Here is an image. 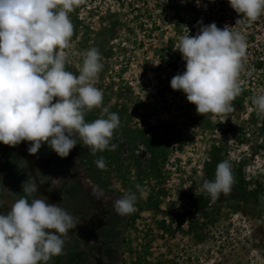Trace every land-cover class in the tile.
Returning <instances> with one entry per match:
<instances>
[{"label":"rangeland","instance_id":"374dc122","mask_svg":"<svg viewBox=\"0 0 264 264\" xmlns=\"http://www.w3.org/2000/svg\"><path fill=\"white\" fill-rule=\"evenodd\" d=\"M69 18L66 70L78 75L89 49L101 54L94 86L103 102L84 118L117 113L115 148L93 154L76 137L62 158L47 143L36 154L28 141L0 143V213L27 195L22 183L34 177L29 201L60 204L78 223L47 264H264V116L252 104L264 94V66L249 69L245 55L242 91L220 115L197 114L170 87L186 64L174 47L197 34L198 21L245 34L252 25L235 24L240 16L228 0H83ZM101 157L103 170L95 164ZM222 161L234 183L212 201L202 184ZM128 191L137 194L135 211L121 216L113 202ZM101 219L110 226L83 232Z\"/></svg>","mask_w":264,"mask_h":264},{"label":"clouds","instance_id":"9594fccd","mask_svg":"<svg viewBox=\"0 0 264 264\" xmlns=\"http://www.w3.org/2000/svg\"><path fill=\"white\" fill-rule=\"evenodd\" d=\"M81 3L83 0H0V143L31 142L30 154L47 143L62 158L77 145L76 137L93 154L114 150L110 141L120 124L118 114L104 108L106 118L92 122L84 118L103 102L102 91L94 86L103 68L101 54L96 48L89 49L78 75L66 70L63 49L73 36L69 13ZM195 3L200 6L201 0ZM228 3L240 16L235 24H251L264 14V0ZM198 23L197 34L181 37L174 47L186 64L182 73L171 78L170 87L182 91L197 114L231 112V102L242 91L246 34L219 28L215 22ZM252 104L256 114L264 116V94L254 96ZM95 164L101 170L106 167L102 157ZM233 183L230 163L222 161L214 179L204 180L202 191L215 201L221 193L229 194ZM38 184L34 177L31 184L23 182L27 195L17 199L6 214L0 213V264H47L62 255L64 238L78 224L60 204L35 198L29 201ZM136 201V192L128 191L113 202V208L126 216L135 211Z\"/></svg>","mask_w":264,"mask_h":264},{"label":"built area","instance_id":"2783aa9c","mask_svg":"<svg viewBox=\"0 0 264 264\" xmlns=\"http://www.w3.org/2000/svg\"><path fill=\"white\" fill-rule=\"evenodd\" d=\"M250 25V24H249ZM252 27L247 30L246 36V55L249 58L250 68L255 66H264V14H262L254 23H251ZM246 30V28H243Z\"/></svg>","mask_w":264,"mask_h":264},{"label":"flooded vegetation","instance_id":"af4514ba","mask_svg":"<svg viewBox=\"0 0 264 264\" xmlns=\"http://www.w3.org/2000/svg\"><path fill=\"white\" fill-rule=\"evenodd\" d=\"M91 226H92V227H90V229H91L90 231H91V232L88 231L89 229H85V231H83V232H87V234H89V236L92 235V234H91V233H93L92 231H94V230H96V229H98V228H100V227H102V226H110V225H107V224L104 223L103 220L101 219L100 222H99V221H98V222H95V223L92 224ZM96 236H97V237H95L96 240H97V239H101L99 235L96 234ZM91 246H92V245H91ZM91 246H90V247H91ZM91 248H92V247H91Z\"/></svg>","mask_w":264,"mask_h":264},{"label":"crops","instance_id":"0c3cea01","mask_svg":"<svg viewBox=\"0 0 264 264\" xmlns=\"http://www.w3.org/2000/svg\"><path fill=\"white\" fill-rule=\"evenodd\" d=\"M29 161V160H28Z\"/></svg>","mask_w":264,"mask_h":264}]
</instances>
